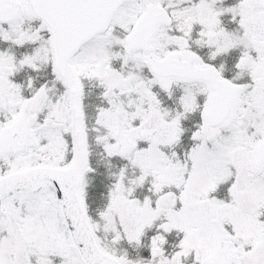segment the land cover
Listing matches in <instances>:
<instances>
[{"label": "snow or ice", "instance_id": "obj_1", "mask_svg": "<svg viewBox=\"0 0 264 264\" xmlns=\"http://www.w3.org/2000/svg\"><path fill=\"white\" fill-rule=\"evenodd\" d=\"M0 264H264V0H0Z\"/></svg>", "mask_w": 264, "mask_h": 264}]
</instances>
